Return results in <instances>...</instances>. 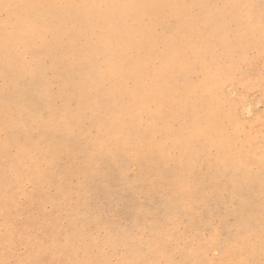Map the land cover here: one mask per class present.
Masks as SVG:
<instances>
[{"label": "rangeland", "instance_id": "rangeland-1", "mask_svg": "<svg viewBox=\"0 0 264 264\" xmlns=\"http://www.w3.org/2000/svg\"><path fill=\"white\" fill-rule=\"evenodd\" d=\"M0 264H264V0H0Z\"/></svg>", "mask_w": 264, "mask_h": 264}]
</instances>
